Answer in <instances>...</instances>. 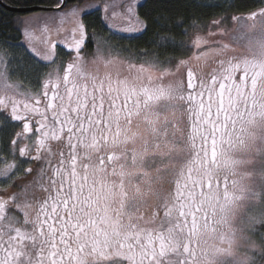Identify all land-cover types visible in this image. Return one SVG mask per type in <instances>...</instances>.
Wrapping results in <instances>:
<instances>
[{
  "label": "snow or ice",
  "instance_id": "1",
  "mask_svg": "<svg viewBox=\"0 0 264 264\" xmlns=\"http://www.w3.org/2000/svg\"><path fill=\"white\" fill-rule=\"evenodd\" d=\"M144 7L57 0L0 39V264H264V8L187 60L120 58L97 28L146 31Z\"/></svg>",
  "mask_w": 264,
  "mask_h": 264
},
{
  "label": "trees",
  "instance_id": "2",
  "mask_svg": "<svg viewBox=\"0 0 264 264\" xmlns=\"http://www.w3.org/2000/svg\"><path fill=\"white\" fill-rule=\"evenodd\" d=\"M4 4L12 8L31 7H55L57 0H2ZM67 8L83 4L87 0H67ZM145 7L141 11L151 10L154 23L143 34L135 37H122L112 31L103 30L99 26L98 31H102L101 40L108 38L116 52L123 58L128 55L125 49L132 53H143L145 50L161 55L173 61L181 60L189 55L188 42L192 32L197 27H205L212 20L221 17H231L233 15H247L249 12H257L264 7V0H146ZM16 14L0 7V39L19 36L17 31ZM162 17V18H161ZM143 18V17H142ZM168 31L160 33L173 37L171 41L158 47L153 41L157 40V33L161 28ZM187 32V35H185ZM15 42V41H13ZM96 45L89 44L87 52L95 51ZM116 55V53H114ZM3 148V144H2Z\"/></svg>",
  "mask_w": 264,
  "mask_h": 264
},
{
  "label": "rangeland",
  "instance_id": "3",
  "mask_svg": "<svg viewBox=\"0 0 264 264\" xmlns=\"http://www.w3.org/2000/svg\"><path fill=\"white\" fill-rule=\"evenodd\" d=\"M146 0H136L137 3H140V4H143ZM100 1H97V0H87L86 2H84L82 4V6L84 4H96V3H99ZM105 2H108V3H114L116 5H119L121 3V0H105ZM209 2H211V0H209ZM74 7V6H73ZM72 7H69L67 9H70ZM264 8V7H262ZM65 9V10H67ZM116 11L119 12L120 11V8L117 7L116 8ZM259 11V10H258ZM257 11V12H258ZM58 16H59V13L58 12H34V13H30V14H26V15H22V16H19L17 18H24V19H28V18H33L34 20V23L36 24L37 27H40L43 25V23L47 22L49 24L50 27H52L53 29L55 27L58 26ZM240 16V15H238ZM247 16V15H245ZM36 17H42L44 19H40V20H36L35 18ZM17 21V19H16ZM117 23V26L119 27V20L116 21ZM18 24V22H17ZM69 25L66 23L65 24V27H68ZM209 27H197V29H195L192 34H191V38H194L196 35H200V36H203V37H206L208 38L209 40H213V39H219L220 37H208V30L209 28L211 27V22L207 25ZM228 30H229V33H232L234 31V29L236 27H238V25H235L230 17H228L227 19V22H226V25H225ZM18 27L21 28L22 26L18 24ZM213 31H215V29L213 28L212 29ZM113 33H115L116 35H120L122 37H135V36H139L141 34H143L145 31L143 32H140V31H137V32H122V31H112ZM40 36V33L37 32L36 33V37H37V41H38V38ZM52 36H53V39H57V35L56 33L53 31L52 33ZM225 41L227 42L228 40V37H224ZM101 43H103L102 41H100ZM188 47H190V39H189V42H188ZM196 51V49H192L191 52H189V55L185 58H183L184 60H187L189 56H191L194 52ZM113 55H115L113 53ZM121 58V57H120ZM176 62H179L176 61ZM200 66L201 67H204L205 70H207V66L204 64L203 61L200 62ZM90 69L91 70H94L93 66H90ZM41 71H43V69H41ZM13 80L17 81L19 84H20V88L21 90H24V89H28V90H36L37 89V79L35 77V75H30L28 76L27 78L21 76L20 74H16L12 77ZM34 85H33V84ZM3 143L0 142V146L2 145ZM4 147V145H3ZM21 159H24L25 161H27V158H21ZM25 168L27 167H35V163L31 162V161H28L26 162V164L23 165ZM3 188V184H2V181H0V190H2ZM37 194H39V190L37 189ZM256 259L258 261V264H259V259H260V256H259V253L257 252L256 253Z\"/></svg>",
  "mask_w": 264,
  "mask_h": 264
},
{
  "label": "water",
  "instance_id": "4",
  "mask_svg": "<svg viewBox=\"0 0 264 264\" xmlns=\"http://www.w3.org/2000/svg\"><path fill=\"white\" fill-rule=\"evenodd\" d=\"M97 1H100V0H97ZM2 3H3V1H2ZM63 3L68 5L67 0H63ZM2 8H4V7H2ZM4 9L9 11V12H12V13L22 14V15H26V14H30V13H34V12H56L54 10L55 7H41V6L31 7V8H12V7L8 6L7 8H4Z\"/></svg>",
  "mask_w": 264,
  "mask_h": 264
},
{
  "label": "flooded vegetation",
  "instance_id": "5",
  "mask_svg": "<svg viewBox=\"0 0 264 264\" xmlns=\"http://www.w3.org/2000/svg\"><path fill=\"white\" fill-rule=\"evenodd\" d=\"M32 84H33V83H32ZM33 85H34V84H33ZM40 107H41V108L43 107V103L40 105ZM0 148H2V145L0 146ZM21 160L25 161L24 159H21ZM24 164H26V162H25Z\"/></svg>",
  "mask_w": 264,
  "mask_h": 264
}]
</instances>
